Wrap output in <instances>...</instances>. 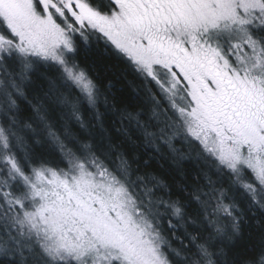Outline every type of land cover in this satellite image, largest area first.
<instances>
[{
	"label": "snow or ice",
	"instance_id": "obj_1",
	"mask_svg": "<svg viewBox=\"0 0 264 264\" xmlns=\"http://www.w3.org/2000/svg\"><path fill=\"white\" fill-rule=\"evenodd\" d=\"M0 264H264V0H0Z\"/></svg>",
	"mask_w": 264,
	"mask_h": 264
},
{
	"label": "trees",
	"instance_id": "obj_2",
	"mask_svg": "<svg viewBox=\"0 0 264 264\" xmlns=\"http://www.w3.org/2000/svg\"><path fill=\"white\" fill-rule=\"evenodd\" d=\"M81 60L86 69L89 70L92 75L98 76L101 82L111 80L115 85L113 91L116 92L118 96H121L123 99H127L130 96L131 93L125 79L120 75L122 65L105 53L103 48H93L91 51L82 54ZM128 79L130 80L131 77H128ZM154 167H157L161 172L167 169V165L164 161H160V164L154 165Z\"/></svg>",
	"mask_w": 264,
	"mask_h": 264
}]
</instances>
